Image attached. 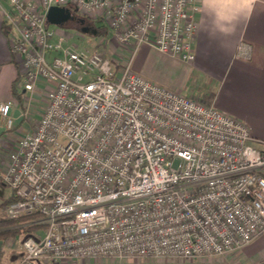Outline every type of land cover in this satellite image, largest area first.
Segmentation results:
<instances>
[{
  "label": "built area",
  "instance_id": "2783aa9c",
  "mask_svg": "<svg viewBox=\"0 0 264 264\" xmlns=\"http://www.w3.org/2000/svg\"><path fill=\"white\" fill-rule=\"evenodd\" d=\"M201 4L0 0L17 84L31 96L46 85L39 122L3 173L7 218L43 229L22 240L18 264L213 258L264 233V150L248 127L133 70L144 44L193 63ZM53 6L106 21L118 54L67 46L47 24ZM10 110L0 103L8 130Z\"/></svg>",
  "mask_w": 264,
  "mask_h": 264
},
{
  "label": "crops",
  "instance_id": "0c3cea01",
  "mask_svg": "<svg viewBox=\"0 0 264 264\" xmlns=\"http://www.w3.org/2000/svg\"><path fill=\"white\" fill-rule=\"evenodd\" d=\"M2 6L11 11L7 2H2ZM197 23L193 63L183 62L144 44L135 56L133 70L180 93L187 89L189 81L200 78V94L203 92L207 96L204 103L213 104L242 121L250 131L252 145L264 150V0H202ZM4 24L0 7V103H11L14 126L15 121L23 122L30 112L37 113L38 119L31 128L8 130L0 117V220L7 218L5 207L14 197L12 188L3 181V173L17 141L32 133L38 124L45 107L43 94L46 87L41 83L32 96L17 87L19 66L10 53ZM241 45L251 47L249 56L239 55ZM36 99L40 104L33 106ZM35 234L41 236L43 229ZM22 240L16 236L5 243L0 241V264H18L23 259ZM35 264H264V233L228 256L190 260L131 259L125 262L46 260Z\"/></svg>",
  "mask_w": 264,
  "mask_h": 264
},
{
  "label": "rangeland",
  "instance_id": "374dc122",
  "mask_svg": "<svg viewBox=\"0 0 264 264\" xmlns=\"http://www.w3.org/2000/svg\"><path fill=\"white\" fill-rule=\"evenodd\" d=\"M80 17L85 18L84 16ZM86 18L87 19L83 22L79 21L78 23L69 24L70 28H60L54 25H50L49 28L50 30H55L59 34L65 36L68 41L66 43L67 46L74 45L82 49L88 48L91 50H98L102 55L110 58L115 57V53L118 54L120 47L115 43V40H113V31L110 29L108 23L104 20ZM90 21H94V23L89 25ZM97 30L102 31L97 34ZM17 87L20 88L18 84ZM201 88L202 81L200 78L198 80L192 79L189 81L187 89L185 91L183 90L181 94L188 97L191 96V98L193 97L203 104H208L204 103L207 96L202 94L203 92L200 94ZM203 91H205V89ZM38 104H40L39 99L34 100L32 103L33 106H38ZM20 112L23 113V109H21ZM36 114L37 113L30 112L23 122L20 123L15 121V129L21 128L25 130L31 128L33 122L38 119Z\"/></svg>",
  "mask_w": 264,
  "mask_h": 264
},
{
  "label": "trees",
  "instance_id": "16d2710c",
  "mask_svg": "<svg viewBox=\"0 0 264 264\" xmlns=\"http://www.w3.org/2000/svg\"><path fill=\"white\" fill-rule=\"evenodd\" d=\"M101 20V19H99ZM76 23L72 21L70 24ZM94 21H90V24H93ZM4 34L8 37L10 27L6 25L3 26ZM102 30H97V34ZM104 31V30H103ZM104 33V32H103ZM31 218V216H23L19 219H3L0 220V241L5 243L6 241L13 239L16 236H20L23 239L28 235L35 234V231L41 230L39 226H29L26 225V222Z\"/></svg>",
  "mask_w": 264,
  "mask_h": 264
},
{
  "label": "water",
  "instance_id": "95a60500",
  "mask_svg": "<svg viewBox=\"0 0 264 264\" xmlns=\"http://www.w3.org/2000/svg\"><path fill=\"white\" fill-rule=\"evenodd\" d=\"M46 19L49 26L54 25L60 28H70L69 24L72 21L78 20L83 22L87 18L78 17L70 8L53 6L49 9Z\"/></svg>",
  "mask_w": 264,
  "mask_h": 264
},
{
  "label": "flooded vegetation",
  "instance_id": "af4514ba",
  "mask_svg": "<svg viewBox=\"0 0 264 264\" xmlns=\"http://www.w3.org/2000/svg\"><path fill=\"white\" fill-rule=\"evenodd\" d=\"M78 17H79V15H78ZM74 22L78 23L79 21L78 20H74ZM89 25H91V24H89Z\"/></svg>",
  "mask_w": 264,
  "mask_h": 264
}]
</instances>
